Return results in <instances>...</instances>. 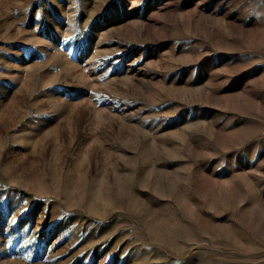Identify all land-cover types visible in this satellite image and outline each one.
<instances>
[{"label": "rangeland", "instance_id": "obj_1", "mask_svg": "<svg viewBox=\"0 0 264 264\" xmlns=\"http://www.w3.org/2000/svg\"><path fill=\"white\" fill-rule=\"evenodd\" d=\"M0 264H264V0H0Z\"/></svg>", "mask_w": 264, "mask_h": 264}]
</instances>
